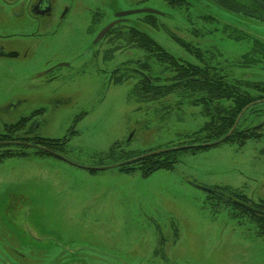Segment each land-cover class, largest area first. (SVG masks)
I'll list each match as a JSON object with an SVG mask.
<instances>
[{"label":"rangeland","instance_id":"374dc122","mask_svg":"<svg viewBox=\"0 0 264 264\" xmlns=\"http://www.w3.org/2000/svg\"><path fill=\"white\" fill-rule=\"evenodd\" d=\"M28 1L0 0V33L38 34L10 45L18 46L19 57L0 60V133L30 117L21 133L49 139L75 134L64 160L25 147L12 149L24 156L0 162V262L264 264V236L238 212L223 205L213 212L204 191L227 186L264 200V138L183 153L173 169L146 177L118 167L87 169L188 142L206 121L184 91L140 101L129 94L139 81L134 74L127 72L120 84L111 81L116 67L145 58L114 33L93 44L116 13L156 10L158 28L145 24L144 14L127 16L124 27L136 26L192 63L177 39L216 53L211 57L228 78L264 83V68L233 63L251 43L229 37L242 32L264 44V4L233 0L235 12L242 9L233 13L210 0H185L180 8L163 0H51L55 20L37 25L10 15ZM149 63L156 78L162 70ZM256 116L246 112L240 129L262 124L264 132V115Z\"/></svg>","mask_w":264,"mask_h":264},{"label":"trees","instance_id":"16d2710c","mask_svg":"<svg viewBox=\"0 0 264 264\" xmlns=\"http://www.w3.org/2000/svg\"><path fill=\"white\" fill-rule=\"evenodd\" d=\"M163 1L172 8H180L186 3L185 0ZM210 1L220 8L233 13L242 12V9L235 12L233 0ZM257 1L261 3V1ZM144 15L148 18L145 24L152 28H158L159 25L155 22L156 15ZM207 19L211 21L212 17L209 16ZM124 22L117 24L106 35L114 33L117 40L133 45L136 49L143 51L145 58L134 61V63L130 61V63L127 62L119 65L117 70L112 74L111 81L114 84H120L122 76H125L128 72L132 75L134 74L139 79L133 85L129 94L140 101H152L155 98L181 90L184 91V94L188 95L189 99H192L194 106L201 107L202 113L206 118L203 126L198 131L187 135L188 142L174 147L209 144L218 142L223 138L224 140L210 147H188L146 156L118 167L121 172L131 174L138 170L142 176L146 177L157 170L173 169L178 155L183 153L194 154L223 143H233L241 147L248 140L258 141L264 138V132L261 131L263 129L262 124L245 129H240L239 127L240 121L246 112L256 113L257 118L264 115V108H259L264 106V83L228 78L222 73L219 62H214V59L211 57L216 56V53L210 51L207 53V51H202L198 47H192V45L179 39L176 42L193 56L195 63L177 58L166 52L151 37L136 26L129 25L124 27L126 24ZM232 32L236 34L237 31L232 29ZM237 33V36L229 35V37L235 40L248 41L251 43V47L240 59L233 62L234 65L238 67L260 66L264 68V44L245 33ZM149 61H153L162 70L153 79L151 77L154 75V70L151 68ZM35 114L33 113L31 117ZM29 119L30 117H23L14 124L6 125L4 131L0 133V149H2L0 152V162L14 156H24L25 153L22 151H12L13 148L22 149L27 147L21 145V143H31L47 150L43 151L33 148L35 149V153L39 155L52 156L49 152H54L62 156L71 136L75 134L71 131L68 136L61 139H49L21 133V130L26 126ZM116 145L117 143L110 148L109 152ZM142 155L145 154L138 155V157ZM135 166H137L136 169L134 168ZM210 189L212 192L207 193L206 202L211 206L213 212H216L221 205L229 208L231 211L238 212L249 219V223L253 226L256 234L264 236V200L253 201L239 190L227 186H215ZM231 216L236 219V215Z\"/></svg>","mask_w":264,"mask_h":264},{"label":"flooded vegetation","instance_id":"af4514ba","mask_svg":"<svg viewBox=\"0 0 264 264\" xmlns=\"http://www.w3.org/2000/svg\"><path fill=\"white\" fill-rule=\"evenodd\" d=\"M0 14H1V12H0ZM10 15L15 20L16 19H23V21H26V23L35 22L37 25L38 24L39 25L40 24L46 25V23L51 22L52 19L55 20V18L53 17L54 11H53V5L51 3V0H29L28 4L20 5L19 10L12 12V14H10ZM64 15H65V13L64 14L60 13L59 19L61 20L64 17ZM115 19L116 18L114 17V19L112 21H114ZM112 21H110V22H112ZM125 21H127L126 17H125ZM0 22H1V17H0ZM122 22H124V20L120 21L119 23H122ZM109 23H107V24H109ZM119 23H117V24H119ZM19 31L20 32L10 31L11 33H7V34L6 33L5 34L0 33V60L3 56L4 57L10 56V58L11 57L15 58V57L20 56L16 50L18 46L14 47L13 49L10 48L11 47L10 45H12V43H17V45H19L21 42H24V40L26 41L29 39H34L38 36V34H35L33 32L32 33H22L21 30H19ZM5 46L8 47V49H9L8 51H6ZM115 71H116V69H114L112 74ZM13 252H14V250H13ZM0 264H14V263L3 261V262H0Z\"/></svg>","mask_w":264,"mask_h":264},{"label":"water","instance_id":"95a60500","mask_svg":"<svg viewBox=\"0 0 264 264\" xmlns=\"http://www.w3.org/2000/svg\"><path fill=\"white\" fill-rule=\"evenodd\" d=\"M259 1L264 3V0H259ZM133 14H154V15H160L161 13L156 11V10L147 9V8L134 9V10L118 12V13L115 14V18L116 19L114 21L110 22L109 24H107L106 26H104L96 34L95 39L93 41V44H96L97 42H99L111 28H113L120 21L125 20V17L133 15ZM223 140H224V138L219 140L218 142L209 143V144H199V145H193V146H180V147H173V148H168V149H160V150H156L154 152H150V153H147L145 155H142V156H139V157H136V158H133V159H129V160H126V161H123V162H120V163H116V164H113V165H110V166H102V167H98V168H87V169L88 170H96L97 171V170H104L106 168H117V167H120L122 165L129 164V163H132L134 161H137V160H139V159H141L143 157H146V156L155 155V154H158V153H165V152H169V151L180 150V149H184V148H188V147H210V146L215 145L216 143L222 142ZM21 145H24V146H27V147H31V148L41 149L43 151H47L46 149H44L42 147H39L37 145H33L31 143H21ZM49 153L52 156H54V157H57L59 159H63L64 160V157L61 156L60 154H57V153H54V152H49ZM204 191L206 193H211L212 192V190L208 189V188H205Z\"/></svg>","mask_w":264,"mask_h":264}]
</instances>
